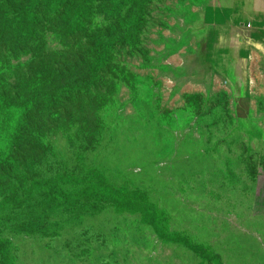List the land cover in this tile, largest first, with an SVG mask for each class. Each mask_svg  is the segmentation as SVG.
Listing matches in <instances>:
<instances>
[{"label": "rangeland", "instance_id": "1", "mask_svg": "<svg viewBox=\"0 0 264 264\" xmlns=\"http://www.w3.org/2000/svg\"><path fill=\"white\" fill-rule=\"evenodd\" d=\"M198 3L147 1L140 14L147 22L143 39L165 53L155 69L130 58L135 73L153 74L160 83L159 91L154 85L146 91L179 118L161 115L163 127L146 111L141 88L126 82L119 46L103 86L108 115L99 111L100 130L93 136L87 120L75 117L72 125L52 110L50 130H60L50 133V147L26 135L13 152L14 176L0 167V264H264V76L256 82L252 76V87L245 65L235 75L210 29L213 49L192 43ZM58 41L52 37L51 47ZM98 63L84 72L67 70L85 84ZM3 74L0 86L8 78ZM175 136L186 148L177 159ZM212 155L204 170L179 183L201 157ZM108 186L125 189L134 197L129 202L149 194L169 219L164 232L143 223L141 213H116L122 198Z\"/></svg>", "mask_w": 264, "mask_h": 264}, {"label": "trees", "instance_id": "2", "mask_svg": "<svg viewBox=\"0 0 264 264\" xmlns=\"http://www.w3.org/2000/svg\"><path fill=\"white\" fill-rule=\"evenodd\" d=\"M0 1V71L8 74L5 84L0 86V167H8L4 171L14 176L16 160L13 152L22 145L26 135H32L42 148L50 147V133L60 130L59 126L50 130L54 116L52 110L69 118L72 125L77 122L75 117L87 120L93 136L100 130V117L103 115H99V111L108 115L105 111L107 94L103 86L116 57L113 50L119 46L117 54H122L124 58L120 64L125 67L126 82L141 88L142 92H137L141 93L146 111L157 122L163 114L174 119L178 117L179 112L157 100L153 90L146 91L151 85L159 91L160 83L156 77L138 71L135 73L130 62L131 57L141 58L140 67L155 69L156 60L165 53L159 52L156 42L143 39L147 22L140 14L150 0ZM47 11L49 15L45 14ZM100 19L102 24L99 23ZM52 37L59 40L55 48L51 47ZM77 54L81 55L79 60ZM98 62L102 63L101 66L95 69L89 80L85 77V84L73 79L70 70H67L73 66L84 72L96 67ZM4 106L6 110L3 111ZM71 108L75 111L69 114ZM159 124L167 127L163 121ZM81 130L85 132V128ZM20 138L23 139L16 142ZM174 141L172 157L177 159L186 148L183 146L185 142L180 144L176 136ZM248 151H251V147ZM213 159L214 155L208 156L207 160L201 157L202 164H193L184 172L179 183L191 180L205 169L207 161ZM108 187L115 193V198H122L115 209L116 213H141L143 223L151 226L156 233L164 232V222L169 219L149 194L137 195L135 200L129 202V198L134 197L125 189L119 191ZM202 194L204 192L199 193V199ZM41 226H46L43 218ZM188 245L194 247L189 242Z\"/></svg>", "mask_w": 264, "mask_h": 264}, {"label": "crops", "instance_id": "3", "mask_svg": "<svg viewBox=\"0 0 264 264\" xmlns=\"http://www.w3.org/2000/svg\"><path fill=\"white\" fill-rule=\"evenodd\" d=\"M196 2L200 3L194 7V12L192 11V15H197L192 32L196 37L192 43L196 45L200 40L203 51L213 49L215 45H211L208 31L210 29L218 34L219 39L216 43L224 45L222 52L218 53L221 59L231 60L228 65L233 67L234 74L236 75L237 70L245 65L249 84L253 81L252 76L255 82L260 80L258 77L261 74L264 76L263 72H260V68L264 66V0H196ZM192 47L196 49L193 45ZM176 57L180 60L181 56L174 58ZM202 57L208 59L211 56ZM171 62L176 65L179 61L174 62L171 59ZM187 63L190 71L193 61L189 58ZM209 63L217 66L214 61ZM222 81L221 75L215 80L216 84Z\"/></svg>", "mask_w": 264, "mask_h": 264}]
</instances>
